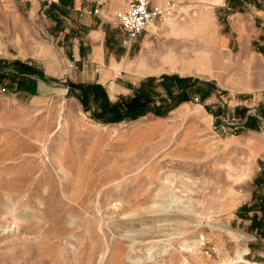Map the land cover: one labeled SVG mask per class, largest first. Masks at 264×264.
I'll return each mask as SVG.
<instances>
[{
	"label": "rangeland",
	"instance_id": "374dc122",
	"mask_svg": "<svg viewBox=\"0 0 264 264\" xmlns=\"http://www.w3.org/2000/svg\"><path fill=\"white\" fill-rule=\"evenodd\" d=\"M209 10L164 15L150 27L160 28L149 48L179 36L193 49L213 44L229 55L221 76L160 81L165 66H157L154 103L175 107L116 123L93 119L69 90L83 66L69 63L46 23L30 27L27 40L6 42L0 264H264V237L252 225L264 192L256 183L264 172V36L253 32L251 49L242 48L248 32L222 45L226 17ZM115 23L109 32L119 44ZM142 49L118 47L121 68L102 84L113 102L150 78L127 68ZM224 119L231 129L214 130Z\"/></svg>",
	"mask_w": 264,
	"mask_h": 264
},
{
	"label": "crops",
	"instance_id": "0c3cea01",
	"mask_svg": "<svg viewBox=\"0 0 264 264\" xmlns=\"http://www.w3.org/2000/svg\"><path fill=\"white\" fill-rule=\"evenodd\" d=\"M198 2L207 4L218 19L222 17L224 20L226 17L225 24L220 26L226 31L222 30L218 36L222 45L230 46L231 43H236V34L248 32L250 42L248 45L243 44L242 48L251 49L252 39H259L252 37V33L258 32L264 36V0H152L153 4L165 9L172 6L171 12H177V16H212L209 9L199 10ZM124 3L126 4V0H0V42L27 40L32 32L30 27L43 28L46 23L48 30L52 32V42L56 41L63 51L67 50L65 58L69 63L83 66L81 82L104 85L121 68L118 64V47L122 46L121 40L125 34L119 26L121 33L118 35L117 44L111 39L109 29L113 27L115 15ZM157 21L158 19L154 22ZM159 28L155 23L154 27L143 32L131 47L122 46L130 50L136 43L143 44L141 54L130 61L127 68L132 67L138 76L148 73L143 76L145 78L155 75L154 69L157 66L168 67L169 70L162 68L160 81L168 80L164 76L173 74L179 77L195 75L201 78L221 76L219 70L223 68L229 55L216 53L213 44L193 49V45L190 46L185 38L179 36L171 37L167 43H159L150 49V37L156 34ZM201 29L202 27L199 31L203 32ZM260 44L264 45V41ZM9 49L10 44L6 43L1 48L3 51L0 55L7 56ZM124 53L128 54V51ZM59 54L61 55L60 52ZM261 55L264 58V53ZM36 58L40 59L38 55ZM65 58L61 56L64 63ZM243 78L235 76L236 81ZM247 78L249 79V76ZM136 92L129 97L134 96ZM176 92L178 93L177 90Z\"/></svg>",
	"mask_w": 264,
	"mask_h": 264
},
{
	"label": "trees",
	"instance_id": "16d2710c",
	"mask_svg": "<svg viewBox=\"0 0 264 264\" xmlns=\"http://www.w3.org/2000/svg\"><path fill=\"white\" fill-rule=\"evenodd\" d=\"M165 79L175 78L182 80V77L164 76ZM155 78L150 77L147 81H143L141 87L134 96L120 98L113 102L106 93L105 88L100 83H72L70 91H78V97L87 111H91V117L103 123H116L124 120H133L144 116L150 112L156 115H164L171 111L175 105L168 104L165 108L163 104L157 105L153 100L152 82ZM170 93L174 91L170 89ZM180 97V96H179ZM182 100H186L183 99ZM256 183L264 187V172L257 177ZM247 207V206H243ZM258 209L262 212L261 216L255 214L252 217V225L257 229L258 233L264 237V192L258 196Z\"/></svg>",
	"mask_w": 264,
	"mask_h": 264
},
{
	"label": "built area",
	"instance_id": "2783aa9c",
	"mask_svg": "<svg viewBox=\"0 0 264 264\" xmlns=\"http://www.w3.org/2000/svg\"><path fill=\"white\" fill-rule=\"evenodd\" d=\"M172 6L163 8L153 4L152 0H126L125 7L115 15V21L124 31L121 44L131 47L137 38L149 29L152 22L171 13ZM230 122L224 119L220 124H214L213 129L227 133L231 127Z\"/></svg>",
	"mask_w": 264,
	"mask_h": 264
},
{
	"label": "bare ground",
	"instance_id": "6f19581e",
	"mask_svg": "<svg viewBox=\"0 0 264 264\" xmlns=\"http://www.w3.org/2000/svg\"><path fill=\"white\" fill-rule=\"evenodd\" d=\"M153 23H154V22H152V23L150 24L149 28L151 27V25H152Z\"/></svg>",
	"mask_w": 264,
	"mask_h": 264
}]
</instances>
